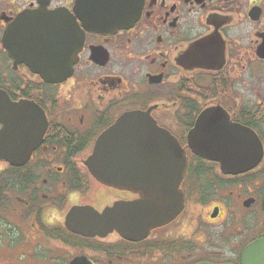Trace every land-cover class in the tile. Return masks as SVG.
<instances>
[{"label": "flooded vegetation", "instance_id": "flooded-vegetation-1", "mask_svg": "<svg viewBox=\"0 0 264 264\" xmlns=\"http://www.w3.org/2000/svg\"><path fill=\"white\" fill-rule=\"evenodd\" d=\"M25 17L45 26V41L83 36L66 80L46 81L16 46ZM0 93L30 107L34 136L25 163L0 161V264H242L264 240V0H0ZM130 113L149 114L178 143L182 175L141 164L125 180L137 190L93 177L97 139ZM203 114V141L223 130L219 122L252 133V169L226 174L197 155L189 141ZM171 183L176 214L146 238L82 234L90 214L139 202L151 185L160 196Z\"/></svg>", "mask_w": 264, "mask_h": 264}, {"label": "water", "instance_id": "water-1", "mask_svg": "<svg viewBox=\"0 0 264 264\" xmlns=\"http://www.w3.org/2000/svg\"><path fill=\"white\" fill-rule=\"evenodd\" d=\"M108 0H105L107 3ZM106 10L98 8L93 13L102 15ZM30 17L23 18L21 27L23 33L18 34L16 46L21 45L22 50L29 51L26 56L37 72L48 82L57 83L66 80L70 75L71 62L76 52L80 49L83 36L75 35L69 42L45 41L41 37L45 26H29ZM46 18L40 20L44 22ZM14 29H9L4 37V45L12 53ZM40 38H38V36ZM42 35V36H41ZM43 71V72H41ZM31 109L26 103L12 104L10 100L0 93V161H6L12 166L25 163L32 152L34 136L28 127L32 122ZM198 130L193 133L189 144L196 148L194 151L202 158L217 162L226 174H239L252 169L260 159L254 145L255 138L252 133L239 126H226L219 122L222 131L211 135L208 141H203L200 134L204 125H209L206 116L199 120ZM206 128V127H205ZM240 140V149L234 152L233 148ZM249 142L251 150L246 152L243 148ZM26 143V145H25ZM208 143V145H206ZM190 145V146H191ZM249 145L247 147H249ZM161 164L167 165L161 169L162 174L182 175L186 165V157L179 148L178 143L170 138L166 132L158 128L147 113H130L122 116L117 122L104 132L96 141L92 155L87 165L93 177L101 184L113 188L138 187L130 182L126 183V175H138L140 165ZM171 165H176L172 167ZM157 172V173H158ZM150 177L155 173L153 169L144 170ZM134 184V185H133ZM152 190L159 187L149 186ZM174 189L177 185L161 184L160 196L150 192L145 194L141 201L134 204H116L106 209L102 215L90 214L91 221L86 228L81 222L82 234L95 235L117 231L123 238L131 241L142 240L150 232L170 222L176 212L172 207L175 199ZM169 190V192H166ZM181 199V196H180ZM85 210H74L72 215L79 216ZM80 223V222H79ZM85 229V230H84ZM72 264H90L86 261H75ZM242 264H264V240L250 246L243 254Z\"/></svg>", "mask_w": 264, "mask_h": 264}]
</instances>
